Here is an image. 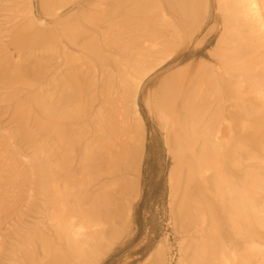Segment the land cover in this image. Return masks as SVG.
<instances>
[{
    "label": "bare ground",
    "instance_id": "6f19581e",
    "mask_svg": "<svg viewBox=\"0 0 264 264\" xmlns=\"http://www.w3.org/2000/svg\"><path fill=\"white\" fill-rule=\"evenodd\" d=\"M73 1L0 0V215L31 189L41 201L31 222L16 214L0 264H100L124 238L138 181L117 203L107 194L120 168L142 175L144 80L171 69L181 46L202 54L213 6L222 30L212 63L176 69L145 100L172 158L176 264H264V0H125L117 17L136 28L116 53L105 48L115 41L109 0L91 10ZM95 93L107 96V118ZM167 243L148 264H169Z\"/></svg>",
    "mask_w": 264,
    "mask_h": 264
},
{
    "label": "rangeland",
    "instance_id": "374dc122",
    "mask_svg": "<svg viewBox=\"0 0 264 264\" xmlns=\"http://www.w3.org/2000/svg\"><path fill=\"white\" fill-rule=\"evenodd\" d=\"M124 2L125 0H109L108 2L105 1L104 7H101L107 10L105 12L107 19L113 22V24H116L111 27L115 41H111L108 44V39L105 42L107 43V47L105 46V48H108L114 53L122 51L120 48H127V46H125L126 39L133 37L134 33L132 30L136 28V25H134L131 20H121L117 17L121 8L128 7ZM75 4H77L75 9L91 10L93 8L92 6L96 5L97 2L96 0H74L70 6ZM95 8L99 9L98 7ZM216 8V6L212 7V14L209 21L199 34L198 41L203 39L205 43L207 42L204 45L202 54H197L195 44H190L189 47L181 46L178 50L180 56L176 63L171 66V69H169V66L166 69L153 71L144 80L145 83L136 101L138 110L141 114V123L145 131V147L140 168L142 175L137 179L136 176L134 177V174L129 176V173L126 172L128 168L126 170L120 168L119 172H115L112 176V186L107 194L110 196V200H115L117 203L118 192L121 186L128 184L130 182V177L133 176V179L138 181L137 188L139 195L141 194V198L138 202L137 200H132L131 198L136 195L135 190L127 192L123 188L129 195L127 199L133 204L131 227L124 238L107 252L100 264H148L150 262H148V257L152 252H155L158 245L165 239H167V244H169L171 249V256L168 258L170 260L169 264H176L179 259V237L175 233L174 221L172 220L171 207L169 204L170 189L168 185V176L173 165L172 158L165 146V133L158 122L156 113L153 109H149V107L146 106L145 100L149 95L158 91L160 84L163 83V79L176 69L191 65V72H196L204 59L212 63L209 56L222 30V22L218 17L219 15ZM4 21H6L5 15L1 14L0 22ZM104 21H106V19ZM152 24L155 25L156 22ZM152 29L153 27L151 26L148 31H152ZM100 35V32L96 34L98 39H101ZM135 41L139 42L137 39H135ZM95 91L102 92L101 89H92V92ZM111 92H113V90H111ZM92 97L97 98L93 100V103H95V101L97 102L94 104V108L96 107L98 109L99 107L103 117L107 118L108 116L104 114V111L107 112L110 110V113L113 112L110 106L108 107L109 101L106 99L107 96L95 93ZM2 98L3 96L0 94V115L5 106L4 102H2ZM129 105L132 106V103ZM115 122L118 121L115 120ZM129 123L130 122L127 124ZM4 131L5 130L2 131V134H4ZM84 140H86V137H84L83 141ZM56 159L52 165L53 168L57 166L58 162ZM89 188L90 187L86 186L81 192L84 190L88 191ZM8 189L4 191L9 192L10 190ZM32 197L33 193L31 189V191L24 193V196L18 200V204L15 207L10 205L11 209H9V211H11V213L9 216L7 215L4 217L3 214L0 215V233L2 234L0 242L3 241V243H8L6 242L7 239H5L7 237L5 233L6 230H9L11 225L13 226L16 222L17 213L20 224L23 225L24 223L31 222L30 219L35 213L38 211L41 212L39 208L41 201L39 198L33 199ZM16 207L17 209H14ZM107 208L114 210V208L111 207V203ZM1 209L4 211L6 208L2 207ZM102 213L105 214V211Z\"/></svg>",
    "mask_w": 264,
    "mask_h": 264
}]
</instances>
